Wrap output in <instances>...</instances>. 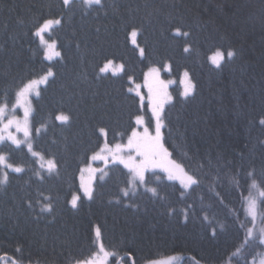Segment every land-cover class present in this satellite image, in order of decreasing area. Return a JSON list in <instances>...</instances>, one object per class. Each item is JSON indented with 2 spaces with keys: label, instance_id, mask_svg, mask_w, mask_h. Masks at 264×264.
Returning a JSON list of instances; mask_svg holds the SVG:
<instances>
[{
  "label": "trees",
  "instance_id": "16d2710c",
  "mask_svg": "<svg viewBox=\"0 0 264 264\" xmlns=\"http://www.w3.org/2000/svg\"><path fill=\"white\" fill-rule=\"evenodd\" d=\"M47 19L61 20L44 34L60 53L50 60L35 35ZM216 51L225 55L219 67L210 59ZM108 61L123 70L101 72ZM153 66L175 79L162 144L197 183L186 189L156 170L133 186L129 169L113 162L96 173L87 198L80 174L91 156L141 128L137 117L152 125L132 87ZM48 69L54 75L31 99L32 145L57 168H42L25 146L0 143L7 162L22 168L0 165V178L8 174L0 264H77L104 253L101 243L108 264H252L262 255L247 230L263 225L251 222L245 197L250 172L264 187V0H0V105ZM184 71L193 83L187 96L178 82Z\"/></svg>",
  "mask_w": 264,
  "mask_h": 264
},
{
  "label": "snow or ice",
  "instance_id": "6c2138e0",
  "mask_svg": "<svg viewBox=\"0 0 264 264\" xmlns=\"http://www.w3.org/2000/svg\"><path fill=\"white\" fill-rule=\"evenodd\" d=\"M71 0H63L64 5H69ZM84 3L86 5H91L92 3L99 4L100 0H84ZM61 23V20L59 19H47L42 24H40L35 32V35L38 36L41 39V42L45 45L46 51L45 56L47 59H52V55L60 56L59 52H54V49L56 47V42L53 41L49 43L47 40L44 39L45 33H50L52 28L55 25H59ZM179 31V30H177ZM137 35V32L133 30L131 32L132 41L135 44V37ZM186 35V34H185ZM188 49L186 48L185 51ZM141 55H143V49L140 50ZM234 55L232 51L227 52V57L231 58ZM225 59V55L223 52L218 51L214 57H212V60L214 63H216L217 67H219V61ZM112 64V61H108L107 64H105L104 68L101 69V72H105L108 70L110 65ZM123 66L121 65V68ZM157 69H151L149 75L157 73ZM54 73L51 69H48L46 74L40 78V80H29L27 83L23 84V86L18 90L17 92V103L19 104L20 101L25 98L28 94H30L34 88H36L39 83L41 82H47L48 78L53 76ZM185 76H187V73H185ZM163 83L162 81L160 82ZM192 90V86L189 85V87L185 90V95H188ZM151 92V89H150ZM37 95L39 92L37 91ZM161 105L157 104L155 107H153V114L156 117L157 123L155 128V136L152 137L149 135V130L147 128L144 129L143 134H140L136 132L135 130L132 132V135L128 139L127 148L129 150L128 154V160L125 161L123 158H119V162L124 164L125 167L129 168V171L132 174V179L130 180V185L135 184L136 180H139L141 184L145 182V172L149 169H156L160 168L164 172L168 174V179H179L180 183L185 187L188 188L191 185H194L197 183L196 179L188 175L181 165L175 163L174 161L168 159L169 153L167 152V149L164 148L161 141V122H160V113L157 110ZM9 115V110L7 108V103L0 105V123H3V120L6 116ZM29 115L30 111L28 108H25V114L23 121H19L17 119L9 118L7 120V123L3 124V128H0V133L6 132L7 129L15 125L17 131H23L25 140H19L11 133H8L7 136L0 134V142H3L5 139L10 140L12 144L19 147L22 143H26L28 151L32 153L33 156L39 157L41 160H43V156H41L40 153L33 151V145L30 142V136H31V129L29 127ZM57 120L60 121H67L68 117L64 115H60L56 117ZM137 123H141V118L137 117ZM261 123H264V121H261ZM23 125V127H22ZM37 133L40 132V129L35 130ZM101 133H104V129H100ZM145 139H148L151 141V146L148 150H144L143 148V141ZM117 151L121 150L120 145H116ZM111 152V148L107 144H105L101 149L99 153L94 154L91 159L97 160V159H107L106 156L102 155L104 152ZM132 151L136 152V155L140 157V160L137 162L133 159L131 153ZM113 159H117V157L114 155ZM0 165H3L6 168H10L15 172H21L22 168L20 167H13L12 164L7 162V157L3 154H0ZM47 170L49 172L54 171L57 168V163L55 160H48L46 161ZM41 167H45L44 164L41 165ZM249 177L251 178V184L249 186V195L245 197L246 202V214L251 217V222L255 224V221L257 219L258 215H261V224L264 225V209H261V204H264V187H261V183H258L257 180L254 178V173H249ZM8 180V174L5 172L3 174V177L0 178V184L6 183ZM264 183V181H262ZM256 190V195H252V190ZM153 194L156 193V190L154 188L148 189ZM85 195L91 197V191L89 189H84ZM127 195V191L124 193ZM79 199L78 196H73V199L71 201L73 207L76 206L77 200ZM44 210H51L50 205H45ZM248 237L250 239H258L260 245H264V226H261L258 230L254 232L253 229L247 230ZM215 234V232H213ZM100 230L97 228L96 230V236L100 237ZM248 241H245L247 243ZM100 250L104 252V255L107 257L110 254L104 251L103 244H100ZM240 252L239 249L233 255H238ZM77 264H92V260L87 261H77ZM259 264H264V259H261Z\"/></svg>",
  "mask_w": 264,
  "mask_h": 264
},
{
  "label": "rangeland",
  "instance_id": "374dc122",
  "mask_svg": "<svg viewBox=\"0 0 264 264\" xmlns=\"http://www.w3.org/2000/svg\"><path fill=\"white\" fill-rule=\"evenodd\" d=\"M53 41H55V40H49L48 42L51 43ZM135 43H136V37H135ZM56 48H57V46H56ZM140 50H141V48H140ZM44 51H45V49H44ZM54 52H57V50L54 49ZM217 52L218 51H216V53ZM216 53L212 54L210 56L211 62H213L212 57H214L216 55ZM44 55H45V53H44ZM55 57H56V55L53 54L52 55V59L55 58ZM45 58H46V56H45ZM48 60H50V59H48ZM219 63H220V61H219ZM214 64L216 65V63H214ZM104 66H105V64H104ZM104 66H103V68H104ZM151 69H157L158 72L155 73V74L149 75ZM122 70H123V67L121 68V64L120 63L112 61V64L110 65V67L108 68L107 71H110V72H112L114 74H118L117 72H121ZM169 70H170V67H169V65H167L166 68H165V71L169 72ZM185 73H187V76H185ZM41 77L35 78V79H32V80H40ZM143 81H144L143 83L141 82L142 84H137V83L133 84L132 89H133L134 92H136L141 97L142 101H146L149 104V109L151 111V116H152L153 120H152V125H149L146 122L144 117H140L141 120H143L144 123L142 124V122H141L140 123L141 124L140 125L141 128L136 127L134 130L136 132L140 133V134H143L144 129L147 128L149 130V135L154 137L155 136V128H156L157 120H156L155 115L153 114V107H155L157 104L161 105V107H159L157 110L160 113V122H161V128H162L163 127V111H164L166 105L172 99L170 87L175 82V79L173 77H170V76H168L166 78L163 77L161 69H159L156 66H153V67H150L146 71ZM161 81L163 82L162 84L160 83ZM178 82L182 86L181 94L183 96H187V95H185V90L189 87V85L192 86V90H191V92L189 94H191L193 92V83H192L191 78H190V76H189L187 71H184L182 73V75L180 76ZM43 84H45V82L39 83V85L36 88H34L33 91L30 94H28L25 98H23L20 101L19 104L17 103V95H16V99H15L14 103L12 105H7V108L9 110V115L4 118L3 123H0V128H3V124L7 123V120L9 118H13L14 117L15 119H17V120L22 122L23 119H24L25 108H28L29 111H30L29 127H30V129H32L31 128V117H32V113H33V108H32V105H31V99H32V96H34L36 94L35 90L39 89V87L41 85H43ZM150 89H151V92H150ZM22 127H23V125H22ZM132 132L127 136L126 140L123 141V142H118V143L113 144V145H109L107 143H103L102 147L105 144H107L109 146V148H111V150H112L111 152H107L106 151V152L102 153V155L106 156L107 159L106 160L105 159L93 160V161H95L94 162L95 164L93 163L91 165H85L83 167V171L80 174V182H81V186H82V190H83V194L84 195H85L84 189L87 188V189H89L91 191V196H92L93 183H94V180H95L96 173L99 171V169L104 168L109 163H113V162L120 163L119 162V158H123L125 161L128 160L129 150L127 148V144H128L129 137L132 135ZM160 132H161V129H160ZM8 133H11L12 135H14L19 140H22V141L25 140L24 132L22 130L21 131H17L15 125L10 127L9 129H7L6 132L0 133V134L7 136ZM161 139H162V136H161ZM5 141L11 142L10 140H7V139H5L3 142H5ZM30 142L32 143V131H31V136H30ZM160 142L162 143V140ZM0 143H2V142H0ZM142 143H143L144 150H148L150 148V146H151V141L148 140V139H145ZM21 145L25 146L27 148L26 143H22ZM116 145H120L121 146V150L120 151H117ZM33 151H34V149H33ZM99 152H100V150L98 152H96V153H99ZM96 153H94V154H96ZM114 155L117 157V159H115V160L113 159ZM131 155H132V157H133V159L135 161L138 162L140 160V157L136 155L135 151H132ZM37 158L39 159L40 162H43V164L46 166V161H47L46 159L41 160L39 157H37ZM168 159H170V158L168 157ZM96 163H101V165H96ZM120 164H122V163H120ZM122 165L125 166L124 164H122ZM127 169H129V168H127ZM156 170L157 171H163L160 168L149 169V170H147L145 172V177H146V174L148 172L156 171ZM131 176H132V174H131ZM177 180H179V179H177ZM136 181H139V180H136ZM179 182H180V180H179ZM85 196L87 198H90L87 195H85ZM258 219L259 220L261 219L260 215L257 216L256 220H258ZM250 229L254 230L256 228L253 225V226L250 227ZM261 259H264V252L262 253V255L259 258H257L256 260H253L252 264H259ZM89 260H92V264H108L107 263V257L104 256V253H100V255L98 257H94V258H91ZM176 261H177L176 258H170V259L159 260L158 262H152L150 264H173ZM3 264H12V263H8V262L5 261Z\"/></svg>",
  "mask_w": 264,
  "mask_h": 264
}]
</instances>
